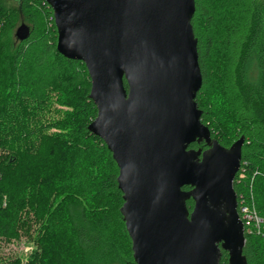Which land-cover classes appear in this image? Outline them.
Here are the masks:
<instances>
[{"label": "trees", "instance_id": "16d2710c", "mask_svg": "<svg viewBox=\"0 0 264 264\" xmlns=\"http://www.w3.org/2000/svg\"><path fill=\"white\" fill-rule=\"evenodd\" d=\"M2 1L0 248L22 232H33L35 247L16 257L0 253V264H136L120 212L119 167L104 140L89 130L98 110L85 63L58 51L54 12L45 0H14L12 7ZM195 4L201 121L224 147L245 139L233 185L238 207L244 203L263 222L244 226L243 254L247 264H264V24L256 0ZM18 22L30 34L14 42L9 31ZM53 100L71 108L55 132L48 118ZM190 148L207 149L204 142ZM186 204L192 212L194 201ZM228 259L222 251L221 263Z\"/></svg>", "mask_w": 264, "mask_h": 264}, {"label": "water", "instance_id": "95a60500", "mask_svg": "<svg viewBox=\"0 0 264 264\" xmlns=\"http://www.w3.org/2000/svg\"><path fill=\"white\" fill-rule=\"evenodd\" d=\"M45 2L58 51L89 72L98 110L89 130L119 167L135 263L222 264L225 251L227 264H247L233 185L245 139L224 147L201 121L195 0ZM29 34L22 23L15 37ZM195 142L207 149L190 148Z\"/></svg>", "mask_w": 264, "mask_h": 264}, {"label": "rangeland", "instance_id": "374dc122", "mask_svg": "<svg viewBox=\"0 0 264 264\" xmlns=\"http://www.w3.org/2000/svg\"><path fill=\"white\" fill-rule=\"evenodd\" d=\"M2 3L3 5H5V7H12V6L17 5L16 1L14 0H3ZM256 7H257V12L259 13L261 22L264 24V0H256ZM21 24H22L21 22H18L16 26L12 30L9 31V38L14 42H16V38H15L16 30ZM215 104H217V99H215ZM70 109H71L70 107L57 104L53 100L52 107L50 109L51 112L48 114L49 121L52 124V127H51L52 132H55L59 129L58 127H56L58 126L57 123L59 122L60 119L63 118L64 112L69 111ZM221 120L225 121L223 115H221ZM228 126H230V128L232 129L231 124H229ZM35 227H38V225L37 226L31 225V228H35ZM30 233L31 235H28L27 233L22 232L21 238L19 240L12 241L10 243H7V242L2 243L1 248H0V253L4 254L5 256H9V257H16L18 255H25L27 253H30L33 250L32 246H34L33 245L34 239L32 237L33 232H30ZM27 243H29L30 246ZM26 249H28L29 251L27 252ZM105 264H118V262L116 263L115 261L109 260Z\"/></svg>", "mask_w": 264, "mask_h": 264}, {"label": "built area", "instance_id": "2783aa9c", "mask_svg": "<svg viewBox=\"0 0 264 264\" xmlns=\"http://www.w3.org/2000/svg\"><path fill=\"white\" fill-rule=\"evenodd\" d=\"M238 213L244 226L254 225L255 227L259 228V226L263 222V219L257 215L256 211L251 210V208L245 205L244 203H241L240 206L238 207ZM26 251L28 252L29 250L26 249Z\"/></svg>", "mask_w": 264, "mask_h": 264}, {"label": "flooded vegetation", "instance_id": "af4514ba", "mask_svg": "<svg viewBox=\"0 0 264 264\" xmlns=\"http://www.w3.org/2000/svg\"><path fill=\"white\" fill-rule=\"evenodd\" d=\"M207 147V146H206Z\"/></svg>", "mask_w": 264, "mask_h": 264}]
</instances>
